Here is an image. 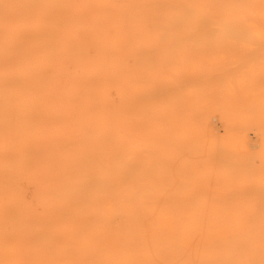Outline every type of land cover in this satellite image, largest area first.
<instances>
[{"label":"bare ground","instance_id":"1","mask_svg":"<svg viewBox=\"0 0 264 264\" xmlns=\"http://www.w3.org/2000/svg\"><path fill=\"white\" fill-rule=\"evenodd\" d=\"M137 3L140 5L131 16L130 32L132 97L127 116L132 128L128 139L122 134L118 146L96 147L101 148L102 168L108 167L114 178L115 264H264V134L246 119L260 114L264 95L241 99L234 91L233 71L245 61L241 60L244 55L249 59L264 54V4L262 0ZM101 6L106 13V5ZM106 29L100 32L104 44L111 35ZM65 34L77 36L70 25ZM52 41L46 39L48 45L38 56L40 61L48 62L63 53L55 50ZM237 41L244 42L248 50L232 58V42ZM83 47V43L78 44L79 49ZM3 53L8 56L9 49ZM83 55L84 60L89 59L86 52ZM28 67L18 61L12 71L0 68V128L8 134L1 138L2 150L15 145L6 128L9 110L24 106L29 112L38 103L34 106L32 96L21 86L3 88L1 80L10 77L18 81ZM243 70L245 76L250 75L246 67ZM250 82L247 76L244 83ZM101 91L105 89L101 87ZM80 93L82 100L92 99L84 94L87 91ZM202 100L207 101L204 109L199 108ZM50 107L59 110L58 106ZM86 121L85 113L74 112L70 123L78 133H84ZM89 121L93 125L90 129L98 132ZM182 121L188 124L180 128ZM21 124L25 137L31 140L29 145L34 129ZM60 124L54 121L49 125L52 131H59ZM210 129L220 136L212 137ZM11 130L13 134L19 132ZM51 133L57 137L60 132ZM88 138L95 139L93 135L75 136L81 145L73 151L62 148L64 152L59 155L68 158L55 162L43 159L41 167L33 169L24 160L15 159L12 167L17 170L0 180L8 178L6 187L19 193L18 171L35 181L44 175L46 185L51 186V203L55 198L62 202L65 215L76 214L74 207L69 208V202L76 200L75 191L82 180L93 183L87 182L93 157L84 158L96 155L87 150ZM40 139L35 136L33 141ZM25 154L19 152L18 156ZM9 162V158L1 159L0 167H7ZM53 163L57 164L52 168ZM77 166H81L79 175L75 172L73 176L71 170ZM3 196L0 191V206L4 205ZM29 211L33 213L31 207ZM166 215H171L170 224L164 222ZM199 225L207 229L199 233ZM13 248L8 251H18ZM4 253L0 250L1 255Z\"/></svg>","mask_w":264,"mask_h":264},{"label":"rangeland","instance_id":"2","mask_svg":"<svg viewBox=\"0 0 264 264\" xmlns=\"http://www.w3.org/2000/svg\"><path fill=\"white\" fill-rule=\"evenodd\" d=\"M136 1L0 0V68L7 67L12 71L13 63L18 61L23 66H29L18 81L10 77L2 79V87L21 86L26 94L32 96L31 103L34 106L38 103V107L29 112L24 111V106L9 110L7 120L10 122L9 126H5L15 145L3 150L0 148V160L9 158L11 163L7 167H0V174H4L0 177L4 178L8 172L16 169L12 167L15 159L24 160L27 162L24 164L31 167H41L43 159L55 162L68 158L59 155L64 152L63 149L73 151L81 145L78 139H73L75 136L93 135L95 139L87 140V150L96 154L95 157H84H93L87 181L93 183L84 184L82 180L75 191L76 200L69 202V208L74 207L76 214L65 215L62 202L55 198H52L54 200L51 203V186L46 185L44 175L35 181L26 173L18 171L16 182L19 193L6 187L5 180L8 178L0 180V191L4 195V205L0 206V250L5 251L4 255L0 254V264H12L15 260L17 264H115L114 178L108 167L102 168L101 148L96 147L118 146L122 134L128 139L132 128L127 115L131 112L132 97V83L129 81L131 16L136 5H140ZM100 2L102 4H97ZM130 2L135 3L134 6ZM101 5H106V13H102ZM69 25L76 29L77 36L74 38L65 34ZM105 26L111 34L106 44L100 35ZM60 37L67 38L61 43L56 42ZM47 38L53 39L52 46L63 53L55 54L53 59L44 62L38 56L45 52ZM79 43H83V49L78 48ZM232 45V58L248 50L241 41L232 42ZM6 49H9V55L5 57L3 51ZM84 52L88 54V60H84ZM247 57L244 55L241 59L242 62L245 60V64L241 63V66L233 69L234 91L241 99H258L264 95V54L255 58ZM103 62L106 65L102 68L99 65ZM243 67L250 72L247 75L251 81L248 85L244 83L247 76ZM53 81L56 85H53ZM101 87L105 91H101ZM80 90L87 91L84 94L91 95L92 99L82 100ZM152 104L156 105V100ZM206 105L207 101L202 100L199 108L204 109ZM50 106H58L59 110L53 111ZM261 109L259 115H249L246 119L250 125L258 127L262 135L264 106ZM19 110L22 113H18ZM68 112L72 115L67 116ZM74 112L86 114L87 132L78 133L76 127L71 125ZM89 120L95 124L98 132L90 129L93 125ZM54 121L61 123L59 131H52L53 127L49 124ZM185 122H180L179 127L186 126L188 122ZM21 123L34 129L32 137L40 136L39 142L32 139V143L26 145L31 140L25 137ZM11 128L19 129V132L13 134ZM5 131L0 128V143ZM51 132L60 133L55 137ZM208 132L212 137L220 136L215 130L210 129ZM19 133L21 135L16 136ZM19 152H26V157L18 156ZM56 164L53 163L52 168ZM80 169L81 166L73 168V176L75 172L79 175ZM49 175L50 171L47 173ZM41 200L43 202H38ZM30 207L33 213H30ZM4 213H7V218L3 216ZM170 217L166 215L164 222L170 224ZM68 220L70 224L74 222L71 224L74 227L64 224ZM206 229L203 226L197 228L199 233ZM16 241L21 243L16 246ZM12 247L18 250L17 255L16 252L8 251Z\"/></svg>","mask_w":264,"mask_h":264}]
</instances>
